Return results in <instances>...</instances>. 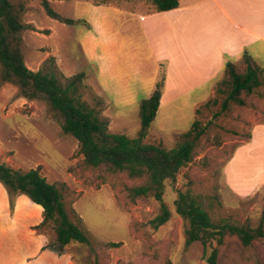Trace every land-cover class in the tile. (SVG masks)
<instances>
[{
	"label": "rangeland",
	"instance_id": "1",
	"mask_svg": "<svg viewBox=\"0 0 264 264\" xmlns=\"http://www.w3.org/2000/svg\"><path fill=\"white\" fill-rule=\"evenodd\" d=\"M11 1L26 25L20 34V48L27 66L38 71L46 60L55 57L64 82L84 72V99L101 112L109 122V130L137 137L142 129L138 104L151 93L143 89L129 93L127 74L132 60L141 56L150 61L152 54L139 29L138 17L128 10L153 11L152 0H49L58 17L46 10L42 0ZM96 4H102L100 9H95ZM66 19L85 20L89 25L82 21L69 24ZM95 19L102 23L97 32L90 24ZM92 33H96V41L91 39ZM96 51L103 54L110 74L100 75L98 68L90 64L92 57L87 55ZM236 63L240 71L245 70L243 60ZM145 70L146 77L158 76L159 70L151 64ZM224 78L225 73L216 83L215 93L195 110L193 97H186L172 108L162 109L148 129L145 142H162L171 149L195 120L206 128L195 161L175 180L166 181L164 201L171 216L156 228L151 220L161 208L154 194L135 201L129 197L128 188L146 179H131L124 172L87 165L77 139L63 131L62 117L47 100L26 98L18 83L4 81L0 63V162L25 171L40 168L48 181L61 189L68 209L74 208L82 217L90 236L89 245L61 248L50 227H39L43 213L35 207L33 214L42 220L26 224V233L30 237L45 236L41 251L51 252L48 264H208L201 242L187 244V222L176 209L178 190L188 180L193 181L194 192L204 196L205 207L214 220L226 218L252 227L264 220V187L253 195L238 197L224 178L225 163L237 146L251 138L256 125L264 123V86L247 97L245 106H234L228 114L216 115L224 98L217 88ZM20 195L11 197L0 182V224L11 233L24 221L16 210ZM10 232L0 230V264H25L31 252L23 245L22 253L12 248ZM219 264H264V238L245 248L236 237H227Z\"/></svg>",
	"mask_w": 264,
	"mask_h": 264
},
{
	"label": "trees",
	"instance_id": "2",
	"mask_svg": "<svg viewBox=\"0 0 264 264\" xmlns=\"http://www.w3.org/2000/svg\"><path fill=\"white\" fill-rule=\"evenodd\" d=\"M42 1L46 10L53 17H58L50 1ZM152 2L154 10L150 13L180 6L179 0ZM80 21L89 25L85 20H65L69 24ZM25 28L21 11L13 2L0 0L2 79L18 83L21 95L26 98H43L48 101L52 110L62 117L63 131L79 142V151L87 165L102 167L112 173L124 172L131 179L145 178V183L128 188L129 197L135 201L154 194L160 203L161 213L151 220V224L157 228L166 223L171 216L164 201L166 181L175 180L178 173L195 161L196 148L206 128L200 120H195L189 130L180 134L179 142L171 149L162 142H145L165 89V63L161 64L150 96L138 104L142 129L137 137H129L111 132L109 122L101 117V112L84 99L81 92L84 72L64 82L55 57L46 60L38 71L27 66L20 48V34ZM242 60L246 66L244 71H240L234 61L229 60L225 64V78L217 88V92L224 95V98L221 110L216 115L228 114L234 106H245L247 97L264 86V66L249 52L243 54ZM213 102L217 103V100ZM0 182L11 197L25 194L43 207V220L39 227H50L56 244L61 248L90 244V236L83 227L82 217L74 208L68 209L61 189L50 183L40 168L25 171L0 162ZM175 204L177 213L187 222V244L201 242L205 246L204 259L208 264H219L221 249L227 237H236L245 248L250 247L256 239L264 238V220L257 227L233 223L226 218L214 220L205 207L204 196L194 192L192 180H188L185 187L178 190Z\"/></svg>",
	"mask_w": 264,
	"mask_h": 264
},
{
	"label": "crops",
	"instance_id": "3",
	"mask_svg": "<svg viewBox=\"0 0 264 264\" xmlns=\"http://www.w3.org/2000/svg\"><path fill=\"white\" fill-rule=\"evenodd\" d=\"M179 3L175 9L160 12L128 10L138 17L139 29L152 55L150 61L141 56L132 60L127 91L133 94L136 89H143L151 93L159 73L146 77L145 69L150 64L159 71L162 63L166 66L165 89L156 118L162 109H170L189 96L193 97L195 110L215 93L226 62L241 61L245 52L264 66V0H179ZM96 5L95 9H100L102 4ZM90 24L94 32L101 30L99 20ZM90 37L96 41V33ZM87 56L92 57L89 63L98 68L100 75L109 73L102 53L96 51ZM100 87L105 93L104 87ZM224 178L229 190L238 197L253 195L264 187V123L256 125L251 138L237 146L225 163ZM29 199L24 194L17 199L16 210L24 221H20L15 231L11 233L1 224L0 230L10 232L8 241L16 251L22 253L23 245L31 252L24 259L25 264H48L51 252L41 251L47 241L45 236L30 234V237L26 233V224L42 220L33 214L35 207L43 213V207ZM22 229L24 232L18 234Z\"/></svg>",
	"mask_w": 264,
	"mask_h": 264
}]
</instances>
